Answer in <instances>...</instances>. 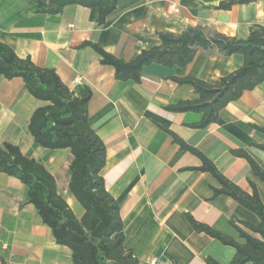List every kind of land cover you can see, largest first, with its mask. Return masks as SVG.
Returning <instances> with one entry per match:
<instances>
[{
  "label": "crops",
  "instance_id": "obj_1",
  "mask_svg": "<svg viewBox=\"0 0 264 264\" xmlns=\"http://www.w3.org/2000/svg\"><path fill=\"white\" fill-rule=\"evenodd\" d=\"M223 0H118L101 25L96 8L68 5L59 14L33 12L35 0H0V41L19 57L29 56L41 67L53 68L75 95L91 89L88 122L102 140L105 161L100 175L105 189L119 205L124 248L143 264L156 257L164 264H206L211 256L229 264L234 248L205 233L195 232L185 214L238 238L231 223L258 224V217L226 195L209 198L200 184L206 173L187 169L200 160L172 140L167 130L201 150L218 170L243 188L254 183L264 204V183L245 159L230 153L246 149L264 169V81L219 110L216 121L204 128L186 125L197 119L191 112H172L175 99L193 100L197 94L171 77L195 76L216 84L243 63L241 54L224 55L198 49L185 66L152 63L141 70L140 81L115 79L112 66L100 63L91 41L124 60L159 43L155 32L180 33L188 26L245 38L253 23L264 26V0L216 6ZM179 7L173 12L171 4ZM46 102L33 97L19 77L0 75V144L9 142L36 159L54 176L58 192L79 219L83 207L68 191L69 149H47L28 131L33 110ZM25 185L0 171V264H72L68 247L55 243L49 227L34 206L24 203Z\"/></svg>",
  "mask_w": 264,
  "mask_h": 264
},
{
  "label": "trees",
  "instance_id": "obj_2",
  "mask_svg": "<svg viewBox=\"0 0 264 264\" xmlns=\"http://www.w3.org/2000/svg\"><path fill=\"white\" fill-rule=\"evenodd\" d=\"M255 0H223L216 8L230 9L234 5ZM118 0H35L33 12L59 14L68 5L96 8V24L101 25L115 9ZM159 43L142 49L132 60H124L86 41L100 57V63L112 66L115 79L140 81L141 70L152 63L166 67L185 66L198 49L224 55L241 54L242 65L222 76L216 84L195 76H172L178 84L191 86L197 94L193 100L175 99L165 108L172 112H191L197 119L186 122L193 128H204L216 121L218 112L229 102L238 99L264 81V26L251 24L245 38H236L213 31L206 34L200 27L188 26L180 33L155 32ZM0 75L6 79L19 77L26 90L46 104L36 107L28 121V131L34 141L47 149H69L68 191L83 207L78 219L66 200L58 192L54 176L36 159L23 155L19 147L9 142L0 144V171L20 180L26 187L24 203L34 206L41 222L50 228L55 243L68 247L72 264H139L132 251L124 248L119 205L105 189L100 175L105 161V147L88 122L87 106L91 89L84 86L75 95L59 78L53 68L41 67L29 56L19 57L0 41ZM264 133V127L254 126ZM172 140L200 160L198 166L187 169L204 172L207 178L200 184L210 192L209 198L226 195L237 204L253 212L259 219L254 225L242 222L244 228L231 223L238 238L225 234L186 213L185 218L195 232L205 233L224 245L234 248L229 264H264V204L253 182L243 188L221 173L214 162L201 150L188 144L174 132L167 130ZM254 147L264 150V144ZM230 153L246 160L253 175L264 183V169L260 161L246 149L231 148ZM206 264H221L205 256ZM1 264H6L2 261Z\"/></svg>",
  "mask_w": 264,
  "mask_h": 264
},
{
  "label": "built area",
  "instance_id": "obj_3",
  "mask_svg": "<svg viewBox=\"0 0 264 264\" xmlns=\"http://www.w3.org/2000/svg\"><path fill=\"white\" fill-rule=\"evenodd\" d=\"M171 8L173 12H178L179 11V7L176 4H171ZM143 264H164V262L162 260L157 259L156 257H148L145 259Z\"/></svg>",
  "mask_w": 264,
  "mask_h": 264
}]
</instances>
